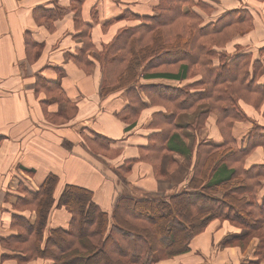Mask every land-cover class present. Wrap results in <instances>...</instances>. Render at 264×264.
<instances>
[{
  "label": "trees",
  "instance_id": "obj_1",
  "mask_svg": "<svg viewBox=\"0 0 264 264\" xmlns=\"http://www.w3.org/2000/svg\"><path fill=\"white\" fill-rule=\"evenodd\" d=\"M76 1L72 9L78 19L80 0ZM154 7L153 13L124 10L120 17L129 20L101 44L93 54L94 60L85 54L91 47L90 43L87 47L85 27L81 32L85 38L83 47L76 51L74 59L86 70L94 61L99 62L100 98L116 90L125 91L127 104L118 115L127 127L136 123L146 105L135 87L141 75L173 80L196 77L183 85L139 86L152 104L163 105L170 112L163 114L165 127L161 125L160 132L149 136L137 159L150 161L155 176L165 178L167 173H162L159 166L163 151L184 155L194 151L187 187L174 186L171 192L161 194H135V188H130L132 193L116 192L108 213L94 204L90 190L73 185H66L55 202L57 177L48 175L38 191L16 194L15 206L26 213H12L10 226L17 232L0 235V262L14 258L17 264H25L34 258H49L52 264H154L188 251L191 239L214 218L227 219L244 229L232 239L223 240V246L233 243L244 249L251 238H257L255 253L258 259L264 257V191H259L264 183V164L242 168L257 146L264 149L263 127L252 121L240 104L243 101L254 108L263 105L264 117V81L257 82L262 63L241 44H235L233 52L225 49L235 35L252 29V13L247 8H233L205 20L194 7L211 12L214 6L201 0H155ZM41 14L49 18L54 12L42 10ZM258 52L264 55V45ZM27 58H31L30 54ZM47 84L50 86L42 84L46 90L57 88L59 94L55 97L63 107L56 115L65 119L74 103L62 93L58 81ZM38 87L35 81V89ZM180 111L195 112L187 124L193 135L205 125L209 112H214L223 143L197 140L194 144L193 139L192 145H183L177 140L180 132L169 130L181 128L173 122ZM155 119L151 122L157 123ZM242 119L251 121L252 126L247 143L242 146L241 142L237 149L233 147L232 127ZM94 141L99 147L108 145V140L100 136ZM63 144L69 148L66 142ZM100 161L104 174L127 186L124 174L129 166L113 168ZM53 206L70 212L67 228H49ZM30 210L35 212L33 222Z\"/></svg>",
  "mask_w": 264,
  "mask_h": 264
},
{
  "label": "crops",
  "instance_id": "obj_2",
  "mask_svg": "<svg viewBox=\"0 0 264 264\" xmlns=\"http://www.w3.org/2000/svg\"><path fill=\"white\" fill-rule=\"evenodd\" d=\"M201 1L214 6L211 12L194 7L205 20L216 18L233 8L251 11L252 29L246 34L235 35L225 49L233 52L235 44H241L245 50L253 51L262 63L257 82L264 81V55L258 52V48L264 45V0ZM74 2L77 1L0 0V235L17 232L10 226L12 213H26L15 206L16 194L38 191L48 175L57 177L53 190L55 202L66 185H73L90 190L94 204L110 213L116 192L132 193L130 188H135V194L168 193L174 186L187 187L193 172L194 151L191 155L163 151L159 158L160 171L167 173L163 179L155 177L150 161L137 159L149 136L160 132L163 114L170 112L163 105L152 104L139 86L159 83L183 85L195 81L196 77L173 80L141 75L135 87L146 105L136 123L127 127L118 115L127 104L125 91L116 90L100 98L99 62L94 61L86 70L74 59L76 51L83 47L85 38L81 32L85 27L87 47L91 44L85 54L93 59L101 44L108 42L116 29L129 20L120 17L124 10L153 13L156 12L155 0H80L78 19H75L72 9ZM37 7L36 13L34 9ZM50 9L54 14L49 18L43 17L41 11ZM27 42L34 43V46L27 45ZM30 46L36 49L31 60L27 58ZM40 78L49 83L58 81L62 93L74 103V109H68L62 121L47 118H61L56 114L63 103H59L56 97L46 103L45 88L40 86L35 89V81ZM53 90L57 88L50 87L48 91ZM240 104L250 119L263 127L261 133L264 134L263 105L254 108L243 101ZM194 113L180 111L176 115L174 124L181 128L169 130L180 132L177 140L183 145H192L193 139L194 144L197 140L223 143L215 123L216 115L212 111L207 115L205 125L193 135L187 124ZM154 117L157 123L151 122ZM251 126V121L247 119L233 124V147L238 149L241 142L245 146ZM96 136L106 138L107 147L95 145ZM64 142L71 147L70 150ZM87 151L95 157L91 158ZM100 160L113 168L125 164L129 166L124 174L128 187L118 183L112 175L104 174L100 170L103 164ZM168 160H173V168L169 172L162 169H167ZM253 164H264L262 146H257L245 158L242 168ZM259 191H264V183ZM243 195L248 197V194ZM259 195L257 193V198ZM28 215L33 222L35 212L30 210ZM70 216L65 207L53 206L48 218L49 228H67ZM243 230L227 219L214 218L191 239L188 251L154 264H264V257L258 259L255 253L257 238H251L244 249L233 243L227 246L221 243ZM0 264L17 262L14 258H7ZM25 264H52V260L34 258Z\"/></svg>",
  "mask_w": 264,
  "mask_h": 264
},
{
  "label": "rangeland",
  "instance_id": "obj_3",
  "mask_svg": "<svg viewBox=\"0 0 264 264\" xmlns=\"http://www.w3.org/2000/svg\"><path fill=\"white\" fill-rule=\"evenodd\" d=\"M31 49V48H30ZM29 48H27V51H29V53L27 52V54H30V56H31V58L29 59V60H31L32 58H33V56H34V53H36V49H31L30 50ZM29 56V55H28ZM37 83H38V85L39 86H42L43 87V85L42 84H44L45 83V87H48L49 85L47 84V82L44 80V79H37ZM36 87H37V84H36ZM38 90H40V89H38ZM37 90V91H38ZM43 90V89H42ZM44 91V90H43ZM45 101H46V103H48L49 104V102L51 101V99L53 98V97H55L56 95H58L59 93L57 92V91H48V90H46L45 89ZM67 107V106H66ZM65 110H66V112H67V109L65 108ZM69 111H71V109L69 108ZM68 113V112H67ZM179 113V112H178ZM178 113H176V115L178 114ZM176 115L174 116V119H173V122L175 121V118H176ZM47 118H49V119H51V120H53V121H57V122H59V121H62V119L63 118H55V117H51V116H47ZM164 127H165V125H163ZM171 131H172V129H171ZM168 162H169V160H168ZM172 168H173V165L171 164V163H168V165H167V169H166V167L164 168V167H162V169L163 170H166L167 172H169V171H172ZM155 177H157V176H155ZM157 178H159V177H157ZM164 178V177H163ZM163 178H160V179H163Z\"/></svg>",
  "mask_w": 264,
  "mask_h": 264
}]
</instances>
